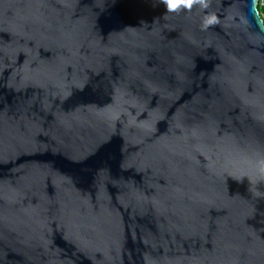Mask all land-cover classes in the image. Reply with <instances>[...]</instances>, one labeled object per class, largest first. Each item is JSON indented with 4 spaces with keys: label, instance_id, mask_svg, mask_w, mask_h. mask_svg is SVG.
<instances>
[{
    "label": "water",
    "instance_id": "1",
    "mask_svg": "<svg viewBox=\"0 0 264 264\" xmlns=\"http://www.w3.org/2000/svg\"><path fill=\"white\" fill-rule=\"evenodd\" d=\"M260 0H0V264H264Z\"/></svg>",
    "mask_w": 264,
    "mask_h": 264
},
{
    "label": "trees",
    "instance_id": "2",
    "mask_svg": "<svg viewBox=\"0 0 264 264\" xmlns=\"http://www.w3.org/2000/svg\"><path fill=\"white\" fill-rule=\"evenodd\" d=\"M259 10H260V13H261L263 20H264V5L259 4Z\"/></svg>",
    "mask_w": 264,
    "mask_h": 264
},
{
    "label": "built area",
    "instance_id": "3",
    "mask_svg": "<svg viewBox=\"0 0 264 264\" xmlns=\"http://www.w3.org/2000/svg\"><path fill=\"white\" fill-rule=\"evenodd\" d=\"M259 4H260V5H264V0H260V1H259Z\"/></svg>",
    "mask_w": 264,
    "mask_h": 264
}]
</instances>
